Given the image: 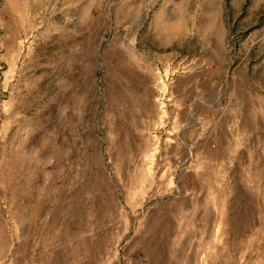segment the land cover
I'll list each match as a JSON object with an SVG mask.
<instances>
[{"label": "rangeland", "instance_id": "1", "mask_svg": "<svg viewBox=\"0 0 264 264\" xmlns=\"http://www.w3.org/2000/svg\"><path fill=\"white\" fill-rule=\"evenodd\" d=\"M0 264H264V0H0Z\"/></svg>", "mask_w": 264, "mask_h": 264}]
</instances>
